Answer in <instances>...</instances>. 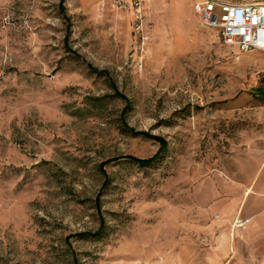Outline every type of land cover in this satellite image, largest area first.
<instances>
[{"label":"rangeland","instance_id":"1","mask_svg":"<svg viewBox=\"0 0 264 264\" xmlns=\"http://www.w3.org/2000/svg\"><path fill=\"white\" fill-rule=\"evenodd\" d=\"M135 1L0 0V264H264V52Z\"/></svg>","mask_w":264,"mask_h":264},{"label":"built area","instance_id":"2","mask_svg":"<svg viewBox=\"0 0 264 264\" xmlns=\"http://www.w3.org/2000/svg\"><path fill=\"white\" fill-rule=\"evenodd\" d=\"M135 4L142 20L140 0ZM195 12L203 26L219 32L223 45L243 53L264 52V0H201L195 4Z\"/></svg>","mask_w":264,"mask_h":264},{"label":"trees","instance_id":"3","mask_svg":"<svg viewBox=\"0 0 264 264\" xmlns=\"http://www.w3.org/2000/svg\"><path fill=\"white\" fill-rule=\"evenodd\" d=\"M166 148L162 149L160 151V153L152 158V159H148V160H140V159H136V158H132V159H129L130 162H133V163H136L142 167H149V166H152L160 157H161V154L165 151ZM105 225L101 227V229H99L97 232L95 233H88V234H84V235H81L82 238H101L104 233H105Z\"/></svg>","mask_w":264,"mask_h":264}]
</instances>
